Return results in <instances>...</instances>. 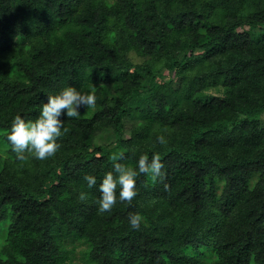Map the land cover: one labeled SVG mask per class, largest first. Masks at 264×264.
Listing matches in <instances>:
<instances>
[{
  "label": "trees",
  "instance_id": "1",
  "mask_svg": "<svg viewBox=\"0 0 264 264\" xmlns=\"http://www.w3.org/2000/svg\"><path fill=\"white\" fill-rule=\"evenodd\" d=\"M93 85L54 157L16 158L15 116ZM157 153L163 182L100 213L114 163ZM0 157V264H264V0H0Z\"/></svg>",
  "mask_w": 264,
  "mask_h": 264
},
{
  "label": "clouds",
  "instance_id": "2",
  "mask_svg": "<svg viewBox=\"0 0 264 264\" xmlns=\"http://www.w3.org/2000/svg\"><path fill=\"white\" fill-rule=\"evenodd\" d=\"M103 86V85H100ZM95 87L89 91H79L74 86L64 88L59 94L49 95L47 102L43 103L38 118L26 121L20 115L14 117L7 141L12 152L18 160H25L32 156L39 160H46L55 156L61 145L57 142L62 136L65 116L79 118L81 108H95L97 97ZM160 144L166 143L163 135L157 137ZM123 159L122 156H112V160ZM165 165L161 162L160 155L153 154L149 160L147 155H141L136 166L125 163H114L113 171L107 172L99 186L100 197L96 203L100 213L110 212L119 202L131 204L137 196V177L140 174L149 176L154 182H163L165 174L162 171ZM89 189L97 184L96 177L85 175ZM169 185L165 184V190ZM117 189L119 196L117 198ZM87 198L86 193L81 192L80 200ZM144 218L138 213H129L128 221L134 230H139Z\"/></svg>",
  "mask_w": 264,
  "mask_h": 264
},
{
  "label": "rangeland",
  "instance_id": "3",
  "mask_svg": "<svg viewBox=\"0 0 264 264\" xmlns=\"http://www.w3.org/2000/svg\"><path fill=\"white\" fill-rule=\"evenodd\" d=\"M134 60L135 61H138L137 59H134ZM209 93L215 94V95H219V96L222 95V92L220 90H211V91H209ZM114 139L115 138L113 137L112 134H109L108 136H106V142H113ZM91 145H92V147H95V146H99V143L93 140V141H91ZM1 161L2 160H1V157H0V165H1ZM0 237H1V233H0ZM82 249H83V246H79V245L75 249V252L72 255L74 262H80V263H82L81 262V258H82L81 251H82Z\"/></svg>",
  "mask_w": 264,
  "mask_h": 264
}]
</instances>
